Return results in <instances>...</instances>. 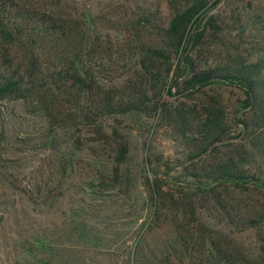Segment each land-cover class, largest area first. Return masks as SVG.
I'll return each mask as SVG.
<instances>
[{"label":"trees","instance_id":"trees-1","mask_svg":"<svg viewBox=\"0 0 264 264\" xmlns=\"http://www.w3.org/2000/svg\"><path fill=\"white\" fill-rule=\"evenodd\" d=\"M30 1L0 0V103L19 101L50 127L95 128L90 143L97 149L108 138L107 118L155 114L198 150L179 166L164 164L167 183L179 193L204 195L220 222L195 209L188 220L185 205L143 168L149 218L169 212L175 253V259L166 255L157 264H264V212L244 199L245 192L264 194V37L254 40L259 37L254 24H263L257 15L243 22L233 18L237 42L221 48L212 38L236 27L219 20L221 0H165L171 12L166 25L158 4L74 18ZM211 86L241 92L231 120L240 125L236 136L230 134L220 96L206 98L201 116L165 100L174 97L173 89L190 98ZM220 148L227 151L217 154ZM128 160L123 138L107 156L92 158L99 175L107 173L101 183L111 187L124 178L121 169ZM229 228L236 234L253 232L261 249L245 252L232 245L236 236L226 233ZM44 247L37 244L39 250Z\"/></svg>","mask_w":264,"mask_h":264},{"label":"rangeland","instance_id":"rangeland-1","mask_svg":"<svg viewBox=\"0 0 264 264\" xmlns=\"http://www.w3.org/2000/svg\"><path fill=\"white\" fill-rule=\"evenodd\" d=\"M29 4L74 18L115 7L125 10L134 4H158L161 23L166 25L171 17L165 0H31ZM217 10L221 13L219 20L228 26L235 22L236 26L230 33L212 38L221 48L237 42L238 24L233 20L239 17L243 22L257 15L256 20L263 24H254V35L259 36L254 40L264 37V0H221ZM176 63L177 59L174 66ZM172 92L174 97H165L170 106L185 111L194 108L198 116L208 96H220L230 134L240 132V125L231 121L243 99L236 88L211 86L190 98L177 95L175 89ZM94 130L50 127L43 116L19 101L0 103V264H157L166 255L175 259L166 217L169 212L161 210L155 219L149 218L143 168L149 178L155 174L165 192L174 194L185 205L188 220L195 209L220 223L204 195L179 193L175 185L166 181L165 163L179 166L198 151L193 144L179 139L172 126L155 114L107 118L108 138L102 137L99 149L90 143L96 138ZM52 136L53 143L49 144ZM121 138L128 143L129 160L121 169L124 178L111 187L101 183L107 173L100 176L92 158L107 156ZM226 151L220 148L217 154ZM214 156L207 157L204 164ZM107 166L111 170V164ZM244 194L247 202H255L264 212V194ZM233 231L226 230L232 238L236 236L232 245L245 252L257 253L261 249L253 232ZM39 242L45 245L43 250L37 249Z\"/></svg>","mask_w":264,"mask_h":264}]
</instances>
